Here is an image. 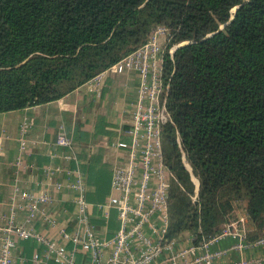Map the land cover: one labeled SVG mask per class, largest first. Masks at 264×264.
I'll use <instances>...</instances> for the list:
<instances>
[{
	"label": "trees",
	"instance_id": "trees-1",
	"mask_svg": "<svg viewBox=\"0 0 264 264\" xmlns=\"http://www.w3.org/2000/svg\"><path fill=\"white\" fill-rule=\"evenodd\" d=\"M159 25L164 240L198 244L234 222L253 241L264 235V0H0V112L72 92Z\"/></svg>",
	"mask_w": 264,
	"mask_h": 264
},
{
	"label": "crops",
	"instance_id": "crops-1",
	"mask_svg": "<svg viewBox=\"0 0 264 264\" xmlns=\"http://www.w3.org/2000/svg\"><path fill=\"white\" fill-rule=\"evenodd\" d=\"M139 79V74L130 69L109 73L103 78L98 97L90 93L84 83L56 100L0 112V215H4L5 220L15 211L16 223L72 249L73 244L65 242L57 228L63 227L68 232L77 230L74 198L78 193L72 184L80 178L85 182L89 223L99 238L112 236L119 227L117 210L100 209L97 204L106 202L112 194V168L122 162L123 152L110 144L129 138L126 130L131 122ZM60 131L71 139L70 146H55ZM57 166L60 167L58 171L55 170ZM16 189L32 194L46 192L50 201L41 207L42 211L29 218L26 201L15 194ZM105 211L108 212L106 216L103 215ZM240 234H228L209 244L210 251L224 250L214 258L215 264L264 256V243H252L240 250L233 248L237 242L252 241L243 231ZM192 246L193 252L187 257L200 258L205 248L194 243L192 235L185 234L174 240L170 250L163 251L156 262L171 264L165 260L167 255ZM35 253L42 258L40 264H57L42 243L33 238L18 241L14 264H32ZM82 256V250L77 248L74 258L79 261ZM194 264L204 262L199 259Z\"/></svg>",
	"mask_w": 264,
	"mask_h": 264
},
{
	"label": "built area",
	"instance_id": "built-area-1",
	"mask_svg": "<svg viewBox=\"0 0 264 264\" xmlns=\"http://www.w3.org/2000/svg\"><path fill=\"white\" fill-rule=\"evenodd\" d=\"M168 40V29L159 25L148 35L147 40L138 48L110 64L87 82L90 93L98 97L103 78L109 73H121L134 70L139 74V85L136 89L134 110L131 122L126 130L128 140H114L110 145L123 153L122 162L112 168L110 188L112 194L98 208L108 210L115 208L119 227L109 238H99L87 216L88 204L84 197L85 182L77 178L72 186L77 190L74 202L77 207L78 227L75 232H68L58 227L57 232L65 242L73 244L68 249L53 239H48L35 230L16 223L15 211L10 212L7 220L0 215V264H14V249L19 240L33 238L42 243L48 254L57 264H157L156 259L163 251L170 250L174 240L166 242L164 235L167 229L168 171L162 162L160 129L169 120L162 84V65L165 46ZM173 47L169 52H173ZM71 139L60 131L55 140L57 148L70 146ZM56 171L60 167L55 168ZM59 187V184H57ZM15 194L24 199L33 218L41 207L50 201L46 192L32 194L26 190H15ZM107 211L103 213L107 215ZM54 223L53 220H50ZM243 223V218H240ZM237 224H227L217 235L202 240L199 244L205 248L200 258H188L193 246L165 260L171 264H194L201 259L204 264H215L214 258L222 255L224 250L210 251L209 244L217 238L228 234H240ZM243 236V234H240ZM193 238V236H192ZM244 238V237H242ZM264 243V235L250 242H237L232 247L243 249L251 244ZM80 248L82 259L77 261L74 252ZM264 262V256L254 260L239 259L224 264H257ZM32 264L42 263V258L35 253Z\"/></svg>",
	"mask_w": 264,
	"mask_h": 264
},
{
	"label": "rangeland",
	"instance_id": "rangeland-1",
	"mask_svg": "<svg viewBox=\"0 0 264 264\" xmlns=\"http://www.w3.org/2000/svg\"><path fill=\"white\" fill-rule=\"evenodd\" d=\"M182 44V43H181ZM185 165H186V167L189 169V170H191L190 169V167H189V165H188V163L185 161ZM193 180L197 183V178H195V177H193Z\"/></svg>",
	"mask_w": 264,
	"mask_h": 264
}]
</instances>
